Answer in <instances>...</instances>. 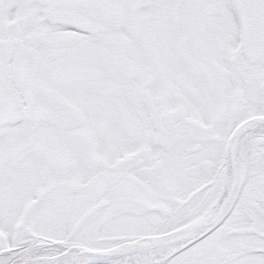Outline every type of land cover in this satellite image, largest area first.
Here are the masks:
<instances>
[{
  "label": "snow or ice",
  "instance_id": "6c2138e0",
  "mask_svg": "<svg viewBox=\"0 0 264 264\" xmlns=\"http://www.w3.org/2000/svg\"><path fill=\"white\" fill-rule=\"evenodd\" d=\"M0 264H264V0H0Z\"/></svg>",
  "mask_w": 264,
  "mask_h": 264
}]
</instances>
